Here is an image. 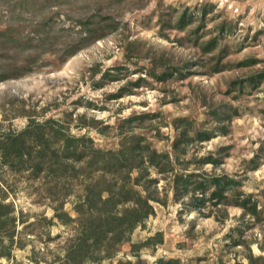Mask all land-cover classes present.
Returning <instances> with one entry per match:
<instances>
[{
    "label": "rangeland",
    "instance_id": "374dc122",
    "mask_svg": "<svg viewBox=\"0 0 264 264\" xmlns=\"http://www.w3.org/2000/svg\"><path fill=\"white\" fill-rule=\"evenodd\" d=\"M52 6L44 0H0V28L22 33L17 42L8 40V48L0 49V76L11 77L0 82V142L23 131L30 121L53 119L59 121L63 135L69 129L72 135L89 137L96 148L115 151L119 126L128 130L123 121L147 115L134 132L158 153L172 157L175 126L179 119H186L193 124L191 136L208 131L211 138L191 144L184 159L209 154L219 159L218 166L201 170L237 177L244 196L256 201L260 210L255 219L229 207L223 223L209 216L208 209L180 212L168 180H159L166 204H153L155 215L103 264L133 261L130 243L144 242L158 232L163 243L140 251L145 264H158L160 259L162 264H248L242 247L225 245L229 242L225 235L237 227L252 253L264 257V78L257 84L247 81L264 67V0H124L118 29L63 63L52 54L58 45L52 47L50 42L56 36L71 39L68 33L78 32L75 20L81 11ZM182 17L191 23L176 29ZM43 18L49 20L46 27H40ZM62 27L68 31H61ZM33 31L40 38L28 40L27 32ZM46 35L49 45L41 41ZM212 39L218 42L210 50ZM247 60L255 65L246 66ZM118 67L125 70H114ZM108 75L120 80L111 81ZM215 110L237 112L226 123L225 135L215 129ZM52 129L46 127L48 136ZM31 136L23 137L27 144ZM56 141L47 143L45 164L39 171L25 164L9 168L0 163V200L12 205L15 219L2 234L13 227L10 258L0 254V264H61L75 236L73 224L63 226L54 220L48 226L45 222L59 204L75 218L73 204L85 184L83 173L73 170L68 161L57 168L48 164ZM32 148L24 152L34 157L37 153ZM255 155L259 156L256 168L250 170L248 162ZM215 213L221 215L213 209Z\"/></svg>",
    "mask_w": 264,
    "mask_h": 264
},
{
    "label": "trees",
    "instance_id": "16d2710c",
    "mask_svg": "<svg viewBox=\"0 0 264 264\" xmlns=\"http://www.w3.org/2000/svg\"><path fill=\"white\" fill-rule=\"evenodd\" d=\"M44 2L47 3V6L50 3L53 4L52 8H58L59 11L61 8L68 11L76 9L81 11L75 20L78 32L73 35L68 33V37L71 39L66 37L61 39L62 37L56 36L50 42L52 47L58 45L52 54L55 53L62 63L89 44L115 32L119 24L117 17L124 4V0H44ZM73 6H75L74 9ZM68 7H72V9H68ZM114 14L116 15L114 16ZM190 20L185 21L182 17L175 28L182 30L191 23ZM48 21L43 18L40 27H46ZM61 31L67 32L68 28L62 27ZM19 36H22L20 29L8 26L0 28V49L6 50L8 40L17 42L16 38ZM25 37L28 40H34V37L40 38L36 31L27 32ZM31 37L33 38L31 39ZM48 39V35H46L41 41L44 45H49ZM217 42V39L210 41V50L216 46ZM36 48L38 47L36 46ZM23 50L25 49L21 51ZM126 57L130 58L128 51H126ZM245 64H247L246 66L255 65L254 61L250 60H247ZM29 65L30 63L27 66ZM114 70L125 69L118 67ZM214 71L220 72L218 68ZM257 73L256 77L249 78L247 81L252 84L259 83L264 78V67ZM108 76L111 77V81L120 80L117 76ZM12 77L18 76L16 74ZM9 78L11 77L2 75L0 82ZM123 91L124 88L120 89V96ZM212 115L217 123L215 129L225 135L228 132L226 123L236 116L237 112L229 114L218 113V110H215L212 111ZM146 117L147 115H141L123 121L128 124V130L119 126L118 148L115 151L96 148L89 137L72 135L69 129H66V133L63 135L58 128L59 121L53 119L45 120L42 123L30 121L23 131L0 142V163L2 165L14 168L13 164L16 166L25 164L33 170L39 171L45 164L43 157L47 153V143L51 139L58 140L55 153L48 159V164L57 168L68 161L73 170L83 173L85 184L82 196L79 201L73 204V212L76 217L72 218L64 210L63 204H59L52 208L53 217L45 219L48 226L54 225V220L63 226L74 225L72 226L75 236L66 248L61 264H103V261H111L117 255L120 246L130 242L133 232L136 229L144 228L146 220L155 215L153 204L161 206L166 204L164 199L166 195L161 198V192L158 189L159 180H168L172 200L181 205L180 212L184 210L202 212L208 209V215L211 213L215 221L220 223L226 219L225 213L229 207L241 209L242 217L249 215L257 218L260 214L257 202L252 201L251 197L246 198L240 190L241 181L237 177L226 174L215 175L201 170L206 165H211L213 168L218 166L219 159L214 158L211 154L192 157L188 161L184 159L191 144L208 141L211 138V133L200 131L195 136H191L192 122L179 119L175 126L177 135L172 141L173 155L171 157L168 154L155 151L145 137L134 132V129ZM134 122L137 123L131 125ZM48 125L54 128L50 136L46 134ZM31 133L34 135L31 136ZM25 136L32 137L28 144L23 139ZM31 145L34 146L32 149H35L37 153L34 157L24 152V150L30 149ZM258 157L255 155L248 162L252 164L250 170L256 168L255 161ZM191 164L195 169H188ZM213 209L221 215L216 213L213 215ZM14 220L12 205L4 203V199H1L0 254L6 259L10 258L9 247L14 244L13 227L9 233H5L4 236L2 234H4L3 231L8 230L5 226L8 223L13 225ZM226 238L229 240L225 244L226 247L240 246L244 249V259L248 264H264L263 256H255L252 253L249 243L243 238L240 227L230 229L225 235ZM162 243L163 234L161 232L147 238L144 242L130 243V255L134 260L125 262L118 260L117 264H145L140 251L144 248L153 249ZM162 263L164 261L160 259L158 264ZM234 264L241 263L235 262Z\"/></svg>",
    "mask_w": 264,
    "mask_h": 264
}]
</instances>
